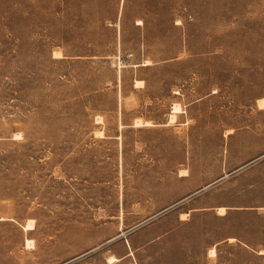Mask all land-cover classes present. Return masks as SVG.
Segmentation results:
<instances>
[{"label":"rangeland","instance_id":"1","mask_svg":"<svg viewBox=\"0 0 264 264\" xmlns=\"http://www.w3.org/2000/svg\"><path fill=\"white\" fill-rule=\"evenodd\" d=\"M261 99L264 0H0V264H264Z\"/></svg>","mask_w":264,"mask_h":264},{"label":"bare ground","instance_id":"2","mask_svg":"<svg viewBox=\"0 0 264 264\" xmlns=\"http://www.w3.org/2000/svg\"><path fill=\"white\" fill-rule=\"evenodd\" d=\"M145 65H150L149 62H145ZM145 83L143 81H138L137 82V85L138 86H143ZM259 106L261 109H264V99H261L259 100ZM183 113V109L180 105H174L173 107V115L170 117V123H175L177 118H178V115L182 114ZM139 121V119H138ZM137 121V127H143V126H151V123L147 122V123H142L140 120L139 122ZM181 176L182 177H187L188 176V173L187 172H181ZM226 211L227 209L225 208H219L218 209V215L219 216H225L226 215ZM187 215H182V218L186 217ZM185 219V218H184ZM23 229L27 232L29 231H33L34 230V227H33V223L30 221L29 224L25 227H23ZM234 241V240H233ZM34 244L33 241H28L27 242V246L28 247H31L32 245ZM211 256H216V250L215 249H212L211 252H210ZM262 255H264V251L261 252ZM109 260V264H116L119 260L115 257H111L108 259Z\"/></svg>","mask_w":264,"mask_h":264},{"label":"water","instance_id":"3","mask_svg":"<svg viewBox=\"0 0 264 264\" xmlns=\"http://www.w3.org/2000/svg\"><path fill=\"white\" fill-rule=\"evenodd\" d=\"M209 187H211V186H209ZM209 187H208V188H209ZM204 190H206V189H204ZM204 190H202V191H204ZM202 191H200V192H202ZM200 192H199V193H200ZM193 196H194V195H193ZM177 205H178V204H177ZM177 205H175V206H177ZM175 206H174V207H175ZM169 210H170V209H169ZM169 210H167V211H169ZM167 211H165V212H167ZM165 212H163V213H165ZM163 213H162V214H163ZM157 217H158V216H157ZM155 218H156V217H155ZM155 218H154V219H155ZM152 220H153V219H152Z\"/></svg>","mask_w":264,"mask_h":264},{"label":"crops","instance_id":"4","mask_svg":"<svg viewBox=\"0 0 264 264\" xmlns=\"http://www.w3.org/2000/svg\"><path fill=\"white\" fill-rule=\"evenodd\" d=\"M212 249H215V250H216V248H215V247H213ZM212 249H211V250H212ZM210 252H211V251H210ZM216 255H217V250H216ZM212 257H216V256H212Z\"/></svg>","mask_w":264,"mask_h":264}]
</instances>
